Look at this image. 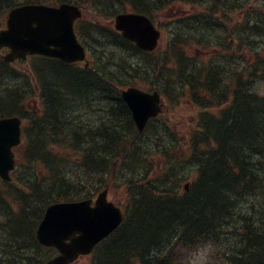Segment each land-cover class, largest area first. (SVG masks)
<instances>
[{"label": "trees", "instance_id": "1", "mask_svg": "<svg viewBox=\"0 0 264 264\" xmlns=\"http://www.w3.org/2000/svg\"><path fill=\"white\" fill-rule=\"evenodd\" d=\"M48 1L80 5L90 16L76 32L99 65L51 60L38 70L43 107L27 112L14 184L3 182L0 189V264H36L51 256L54 250L39 245L34 233L45 207L93 197L105 186L118 191L115 203L125 217L94 248L88 264H264V116L258 109H264V96L244 89L258 72L222 62L226 69L214 73L211 64L184 56L183 43L175 39L165 44L163 56L148 57L110 23L94 19L110 22L124 5L155 19L166 3L200 0ZM24 2L32 1L0 0V17ZM194 24L188 25L192 36ZM253 44L251 38L244 46L250 51ZM127 85L158 90L175 104L188 92H209L214 107L189 130V144L168 123L157 128L150 122L142 135L120 98ZM6 96L0 95V115L26 118L22 95L14 90ZM233 107L249 120L224 123ZM167 132L173 133L168 149L161 136ZM198 252L204 263L194 261Z\"/></svg>", "mask_w": 264, "mask_h": 264}, {"label": "water", "instance_id": "2", "mask_svg": "<svg viewBox=\"0 0 264 264\" xmlns=\"http://www.w3.org/2000/svg\"><path fill=\"white\" fill-rule=\"evenodd\" d=\"M80 16L75 6L61 4L59 8L26 5L12 9L7 18V29L0 31V47L9 46L5 59L23 57L27 53H40L65 61L84 57L82 47L75 39L72 22ZM115 28L144 49H152L158 32L149 19L141 14H119ZM122 96L129 104L133 119L141 129L146 118L158 110L156 93L147 94L128 89ZM19 120L16 117L0 120V173L7 176L13 165L11 147L19 142ZM119 208L106 199V190L100 192L91 206V200L53 204L47 207L36 230L40 243L55 246L59 254L42 264H69L79 254L91 248L122 221Z\"/></svg>", "mask_w": 264, "mask_h": 264}, {"label": "rangeland", "instance_id": "3", "mask_svg": "<svg viewBox=\"0 0 264 264\" xmlns=\"http://www.w3.org/2000/svg\"><path fill=\"white\" fill-rule=\"evenodd\" d=\"M188 4H184L182 5L180 8L177 7V8H172L170 9L168 12H165L167 15H170V14H174V15H177L178 13H182V15L185 14V12H189L190 10H187L188 7ZM166 14H161L160 15V18H162V16L166 15ZM219 15H213V14H202V20L206 23V29L202 32L203 35H206L207 37L209 38H214L215 37V34L217 32L218 35H221V30H224L223 28H220V26L218 25L217 23V17ZM241 13H233L231 16L227 15V20L231 23H236V24H239L238 21L241 17ZM171 17V16H170ZM216 20L214 23H212V20ZM103 24L107 25L108 22H106V20L103 22ZM221 29V30H220ZM209 45H212V43H209V44H203L202 47H205V49H203V52L206 53V54H210V56H212V52H213V48L210 47ZM95 46V45H94ZM97 49H101L99 46H96ZM221 53H223V49L221 48ZM222 55H219L215 60L216 64L219 63V62H222L223 59L221 58ZM247 59V57H246ZM250 61V60H249ZM92 62H95L94 59L92 58ZM27 63H29V61H27ZM229 63H233V62H229ZM238 63H240V61H238ZM27 64H17L15 65L16 68H19L18 66L20 67H25ZM37 66H39V64H36ZM10 85V82L8 83ZM32 88L33 89V92H34V89L35 87L31 84ZM7 87V86H6ZM255 89L257 91V93H259L260 95L263 94L264 95V76L260 77L257 79L256 81V84H255ZM1 97L4 99L7 98L6 94L2 93L0 94ZM29 100V101H28ZM27 101L29 102L28 105L30 108H35L37 107V94H34L33 96L27 98ZM188 107L185 106L184 109L186 110ZM188 115H183V117H176L174 119L173 122L175 123H178V124H181L183 123L185 120V118L187 117ZM155 158V162L157 165H160V158H159V155H157L156 157H153ZM112 192H115V191H111V192H108V198L109 199H112L113 198V193ZM204 259V254L202 252H198V254L195 255V258H194V261L196 263H204L203 261ZM89 263V259L86 258V257H81L80 259L77 260L76 264H88Z\"/></svg>", "mask_w": 264, "mask_h": 264}, {"label": "flooded vegetation", "instance_id": "4", "mask_svg": "<svg viewBox=\"0 0 264 264\" xmlns=\"http://www.w3.org/2000/svg\"><path fill=\"white\" fill-rule=\"evenodd\" d=\"M248 4L246 5L247 12L245 13L247 17L250 19L254 32L253 35L256 36L257 39L264 41V0H245ZM240 5H244V1H239ZM227 9L229 7H226ZM219 9L216 6L210 7V13H215L216 10ZM236 12H243L244 10L236 9Z\"/></svg>", "mask_w": 264, "mask_h": 264}, {"label": "bare ground", "instance_id": "5", "mask_svg": "<svg viewBox=\"0 0 264 264\" xmlns=\"http://www.w3.org/2000/svg\"><path fill=\"white\" fill-rule=\"evenodd\" d=\"M222 67L224 68V66L222 65V63H217L215 65V67L213 68V72L214 73L221 72ZM224 69H226V68H224ZM253 77H251V81H250L251 84H248V83H245L244 84V89L245 88H248L250 90L254 89V84L256 82V79H255V77L254 78ZM220 96H221V94H219V93H216L215 94V97H217V98L220 97ZM256 108H258V107H256ZM256 108H253V109H256ZM242 109H243V104H242ZM258 109L262 112V116L261 117H263L264 116V109L263 108H258ZM241 119L244 122H247L249 120V118H248L247 115L244 116L242 113L240 114L238 111H236L235 107H233V109L231 111L225 113V115H223V117H222V120L224 121V123L233 122L234 120L237 122L239 120L241 121ZM214 140L216 141V139H214Z\"/></svg>", "mask_w": 264, "mask_h": 264}]
</instances>
